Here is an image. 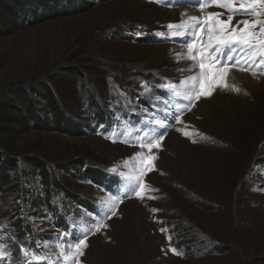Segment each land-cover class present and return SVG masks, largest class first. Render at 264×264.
<instances>
[{
  "label": "rangeland",
  "instance_id": "1",
  "mask_svg": "<svg viewBox=\"0 0 264 264\" xmlns=\"http://www.w3.org/2000/svg\"><path fill=\"white\" fill-rule=\"evenodd\" d=\"M40 1L49 7L43 13L38 4L26 10V0H0V156L21 153L15 173L3 170L10 179L0 164V181L7 182L0 184V240L12 261L29 245L15 244L17 238L34 233L46 239L53 232L45 208L88 216L81 205L107 197L88 177L111 169L133 176L140 167L137 154L143 153L156 157L153 172L144 177L143 199L126 200L107 227L88 235L79 264H264V67L256 76L232 69L262 81L243 86L230 72L227 87L218 86L183 112L161 149L108 147L118 138L108 142L86 133L97 115L91 98L110 116L117 90L135 92L141 79L153 86L169 78L178 85L199 71L187 74L184 66L193 62L178 59L186 46L154 35L152 44L131 42L125 28L164 31L184 12H172L167 0ZM29 9L41 14L21 24ZM245 19L256 17L235 15L231 25ZM43 86L62 121L43 125L44 116L39 118L44 128L31 129L23 110L30 114L38 107L33 92L43 93ZM21 98L25 106L18 104ZM174 105L178 111L183 102ZM33 160L45 165L52 182L41 202L37 198L45 195L40 175L29 165ZM19 172L20 189L13 190Z\"/></svg>",
  "mask_w": 264,
  "mask_h": 264
},
{
  "label": "snow or ice",
  "instance_id": "2",
  "mask_svg": "<svg viewBox=\"0 0 264 264\" xmlns=\"http://www.w3.org/2000/svg\"><path fill=\"white\" fill-rule=\"evenodd\" d=\"M181 2L193 3L201 11L205 7L216 6L225 9L229 14L226 21L219 18L221 15L219 13H208L203 19L197 16H188L186 20L182 19L177 24L167 25L171 37L190 36V41L186 42L187 53L178 59L186 58L193 62L188 71H192L194 68L199 69L194 75L181 79L178 85L172 82L162 85L174 98L188 102L178 111L172 112V120L176 123L181 122L180 116L185 110H190V106L195 100H199L202 96H211L218 86L227 87L226 79L232 69L250 71L253 76H256L257 70L264 67V0H175V4H173V0H167L170 6L178 5ZM239 14L253 16L256 19L254 21L245 19L237 21L234 26L231 25L234 16ZM185 15L187 14H182V16ZM241 24L244 26L240 27ZM137 35L140 34L137 33ZM160 35L165 34L161 33ZM143 86L146 87V85ZM232 90L239 92V88L234 86ZM173 107L175 108L176 105ZM166 119H168L167 114L164 117V120ZM164 120H156L155 124L159 128L166 129L168 125L164 123ZM136 136L139 137V146L146 147L149 153L154 147L158 148L159 141L163 139L162 132H144L141 136L138 130ZM137 158L140 167L136 174L127 176L121 173L116 180L117 184L123 181L128 186V191L119 195H109L102 200L101 205L107 211L98 222L93 221L95 231L107 227L103 223L104 218H110L116 214V208L123 198L131 194L143 199L142 190H147L143 182L144 177L154 169L153 162L156 157L138 153ZM109 171L115 174V169ZM153 211L156 210L153 209ZM96 215L100 216L99 213ZM89 231L91 232L93 229L90 228ZM161 231L166 230L161 229ZM56 239L55 247L58 250V258L57 261L49 262V264H68L69 261L72 264H79L78 258L86 246L87 233H82L81 238L75 242L65 243L61 236ZM44 247H48V245L45 244ZM171 251L179 254L175 248ZM21 253L24 257V264H40L41 258L23 246H21ZM9 255L10 253L0 247V260Z\"/></svg>",
  "mask_w": 264,
  "mask_h": 264
},
{
  "label": "trees",
  "instance_id": "3",
  "mask_svg": "<svg viewBox=\"0 0 264 264\" xmlns=\"http://www.w3.org/2000/svg\"><path fill=\"white\" fill-rule=\"evenodd\" d=\"M64 1L67 3V5H69V3H71V4L73 3V5H76V4H74V2H72L74 0H64ZM52 2L53 1L48 0V3H50L51 5H52ZM15 3L18 4V1H15ZM43 3L44 2L40 1V0H33V1H30V2L28 0H26V2H25L26 5H24V7H26V9H27L32 4H38V5L41 6V8L43 10L41 13H43L44 11H47L48 8H49L46 3H45L46 6ZM72 7H74V6H72ZM61 8L64 9V6H62ZM65 11H62V13H66ZM41 13H37V12L33 11L29 15V18H24L22 20L21 24L27 25L29 22H31L35 18L36 15L39 16ZM19 15L20 14H18V16ZM127 39L128 38H126V40ZM81 80L83 81V79H81ZM42 90H43V93H41V92H33L34 97L37 96L39 98L38 99V102H39L38 103V107L37 108L36 107L32 108L30 114H28L27 110H23L24 115L27 117V120L29 121L31 129H37L36 127H38V126L41 127V128H44V127L40 126L41 122L39 120V118H43L44 116H45V119L43 118V120H42V124L43 125H47L48 124V125H53V126L56 125L57 126L58 123H60V121H62V120L59 121V117H58L59 114H58V111H57V109L55 107V102H54V99L52 97V94H50L44 86L42 87ZM27 92L30 93V90H28ZM45 93H47V94L45 95ZM30 95H32V94H30ZM15 101L17 102V100H15ZM24 102H27L26 99H22L21 98V101L19 100L18 104L22 103V105L25 106L26 104ZM91 103L92 104L94 103V100L92 98H91ZM96 112H98V111L96 110ZM39 115H40V117H38ZM3 120L9 121V119L5 118V117H4ZM62 125H64V123H62ZM0 147H3L2 143H0ZM13 152L14 151H12V153L10 155L11 156L10 158L9 157L3 158L2 156H0V164L2 163L1 165L4 168V169H1V168L0 169L2 170V174H3V177L5 178V180L10 179V178L7 177L8 175H5V172H7V173L9 172L10 174H12L13 171L15 173V171L18 170V169H16L17 168V166H16L17 165L16 164L17 163V161H16L17 158H15V157L18 156L21 153L18 152V151H15L14 153ZM29 165H30L31 168L35 169V172H37V174L40 175L41 183L43 184V185L40 184V186L42 185V187H43L45 198H43V199H38L37 198V200L40 201V202L41 201H45L47 196L49 195V189L48 188L52 184V182H48V178H49L48 175L49 174H47L46 167H45V165L43 163H40L37 160H33V162L30 163ZM3 170H5L4 173H3ZM20 174L21 173L19 172L15 176V177H17V176L18 177H17L16 183H15L16 187L13 190L20 189V186H19V185H21V182L19 181L20 180L19 179L20 178ZM0 184H1V186L4 187L5 185H7V182L6 181H2V182L0 181ZM45 206H46V204H45ZM16 230H17V234L20 235L21 232L18 231V228H16Z\"/></svg>",
  "mask_w": 264,
  "mask_h": 264
},
{
  "label": "bare ground",
  "instance_id": "4",
  "mask_svg": "<svg viewBox=\"0 0 264 264\" xmlns=\"http://www.w3.org/2000/svg\"><path fill=\"white\" fill-rule=\"evenodd\" d=\"M139 1V0H138ZM138 4V2H137ZM170 14V13H169ZM173 14V13H171ZM187 68L189 69L190 68V62H188L187 64H185L184 66V70L186 71ZM182 69V68H181ZM188 71V70H187ZM193 71H188L187 74L189 73H192ZM231 75H232V78L234 80H236L238 83L242 84L244 86V84H247L249 86H253L255 84V82L257 81H262V78H256V77H251L247 74H244V73H240V72H234V71H231ZM74 127V126H73ZM170 136V135H169ZM168 136V137H169ZM108 147H114V146H119L118 144H106Z\"/></svg>",
  "mask_w": 264,
  "mask_h": 264
}]
</instances>
